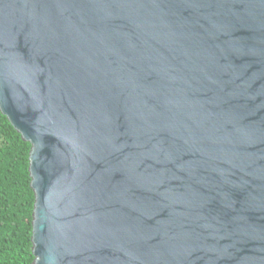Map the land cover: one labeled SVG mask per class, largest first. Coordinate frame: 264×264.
<instances>
[{
  "label": "water",
  "instance_id": "water-1",
  "mask_svg": "<svg viewBox=\"0 0 264 264\" xmlns=\"http://www.w3.org/2000/svg\"><path fill=\"white\" fill-rule=\"evenodd\" d=\"M0 110L33 264H264V0H0Z\"/></svg>",
  "mask_w": 264,
  "mask_h": 264
},
{
  "label": "trees",
  "instance_id": "trees-1",
  "mask_svg": "<svg viewBox=\"0 0 264 264\" xmlns=\"http://www.w3.org/2000/svg\"><path fill=\"white\" fill-rule=\"evenodd\" d=\"M30 143L0 110V264H33Z\"/></svg>",
  "mask_w": 264,
  "mask_h": 264
}]
</instances>
